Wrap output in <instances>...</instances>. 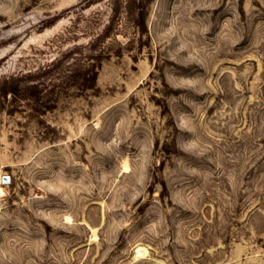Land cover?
<instances>
[{
  "label": "rangeland",
  "instance_id": "rangeland-1",
  "mask_svg": "<svg viewBox=\"0 0 264 264\" xmlns=\"http://www.w3.org/2000/svg\"><path fill=\"white\" fill-rule=\"evenodd\" d=\"M0 264H264V0H0Z\"/></svg>",
  "mask_w": 264,
  "mask_h": 264
},
{
  "label": "bare ground",
  "instance_id": "bare-ground-1",
  "mask_svg": "<svg viewBox=\"0 0 264 264\" xmlns=\"http://www.w3.org/2000/svg\"><path fill=\"white\" fill-rule=\"evenodd\" d=\"M1 191H3V190H1ZM146 250L145 249H141V248H139L138 250H137V253H138V258L140 257V256H144L145 254H146Z\"/></svg>",
  "mask_w": 264,
  "mask_h": 264
},
{
  "label": "built area",
  "instance_id": "built-area-1",
  "mask_svg": "<svg viewBox=\"0 0 264 264\" xmlns=\"http://www.w3.org/2000/svg\"><path fill=\"white\" fill-rule=\"evenodd\" d=\"M8 181H9V178H5L4 179V184H7Z\"/></svg>",
  "mask_w": 264,
  "mask_h": 264
}]
</instances>
